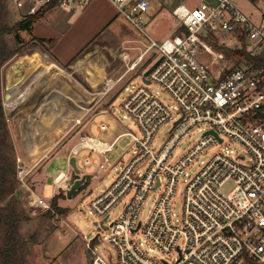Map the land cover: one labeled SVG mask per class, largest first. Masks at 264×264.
I'll use <instances>...</instances> for the list:
<instances>
[{
    "label": "built area",
    "instance_id": "built-area-1",
    "mask_svg": "<svg viewBox=\"0 0 264 264\" xmlns=\"http://www.w3.org/2000/svg\"><path fill=\"white\" fill-rule=\"evenodd\" d=\"M91 1L10 0L21 19L48 3L74 11ZM105 1L142 36L131 40L137 46L122 41L117 54L125 69L107 91L155 57L120 103L138 136L122 133L108 142L80 133L70 144L67 170L52 179L54 194L65 195L81 175L69 164L70 157L75 159L83 149L104 156L121 135L132 137V156L89 202L96 226L105 233L103 239L98 232L85 242L91 264H264V119L254 118L257 110L264 112V66L237 61L213 47L244 48L251 58L263 57L264 20L254 21L233 0H193V6L181 2L172 9L178 32L156 41L145 31L149 0ZM127 50L137 55L130 59ZM159 58L144 81L142 73ZM152 83L170 96L172 108L150 88ZM165 125L167 137L154 149L155 135ZM108 128L102 120L96 125L103 133ZM193 134L197 138L189 141ZM225 142L236 143L240 152L227 146L214 150ZM93 162L88 155L81 158L84 167ZM15 167L18 188L32 198L27 183L31 168L17 154ZM107 167L104 157L98 169ZM155 190L159 192L153 207L142 221L141 206ZM177 199L180 206L175 210ZM123 200L120 214L110 219L112 208ZM102 240L113 256L95 252L92 245Z\"/></svg>",
    "mask_w": 264,
    "mask_h": 264
},
{
    "label": "rangeland",
    "instance_id": "rangeland-1",
    "mask_svg": "<svg viewBox=\"0 0 264 264\" xmlns=\"http://www.w3.org/2000/svg\"><path fill=\"white\" fill-rule=\"evenodd\" d=\"M233 1L241 11L248 14L254 21L259 22L264 20V0ZM7 2L9 11L8 22L12 24L20 20L21 17L15 13V9L10 0H7ZM149 2L151 8L146 14L145 31L156 41L171 38L178 32L179 22L172 15V9L177 4L181 2H185L188 6H193L195 4L193 0H149ZM97 8L100 13L106 14L107 16L111 14L114 16L115 14L116 18L108 27L96 31L95 36L78 54V57L75 59L76 62L74 63H86L87 67L91 71L99 73L100 77L102 75V67H105V72L107 73L106 77H114L117 73L125 69L124 62L117 54L122 50V41H131L137 38L142 39V36L133 31L109 3L100 2L97 4ZM48 11V13L46 12L44 14V18L42 17V19L40 18L34 22L30 32L19 31L20 44L15 42L13 35L6 36L8 45L10 47L20 45V50L0 67L1 93L5 86L3 77L5 70L9 69L5 80L7 86L10 87L11 80L15 76L17 77L19 74L25 75L30 71V65L26 62L27 57L30 55L33 56L35 52L39 53V55H36V61L39 66L42 65L43 61L40 58L42 56H40V51L44 52V49H47V47L39 44L34 47L33 38H37V36L39 37L41 35L56 37L58 41L57 48L62 50L61 52H63L64 56L69 55V53L74 50L73 46L77 45L86 33L88 21L93 18L90 14H86L85 12L84 14L82 8L70 12L65 8L55 6ZM137 45L138 44L133 41L124 43V46ZM37 50L40 51L38 52ZM127 53L130 59H133V57L137 55V51L135 50H127ZM21 56L24 58L22 64H20V60L14 63L15 60H18ZM154 57L155 55L150 58L149 62L146 60L144 63H141L138 68L125 75L113 89L108 91L107 88L113 81L107 78L103 80L104 82L95 85L98 79L88 68L87 70L85 69L87 72L84 73H87L91 78L90 83L85 80L84 73L74 71L76 69L73 70L70 68L60 70L54 69V67L51 69V71H54L58 77L69 86L70 90L78 96L81 104L86 109H83V116L80 117L79 115L81 113L75 116L73 115L74 112H69V117L64 116V118L61 119L62 122L67 125V127L62 130V133H58L59 135L52 133L51 136L46 133L47 137L44 139L42 138V142L38 143L39 146L43 145V147H45L56 142L51 152L52 155L57 153L60 154L62 151L64 152L63 155L51 158L43 169L44 188L39 192V195L47 201V205L50 198L55 193L52 191V179L57 173L67 170L65 153L78 134L85 133L101 141L108 142L122 133H130L138 136V131L134 123L129 118L123 116L124 113L120 109V103L126 97L131 86H135L139 83L140 71H142ZM45 71L50 72V69ZM12 72H15V74ZM150 88L158 92L159 98L165 105L171 108L175 105L170 96L159 85L152 83L150 84ZM45 92L46 90L43 89V85L40 83L24 106L21 107L26 108L30 103L37 102L43 97ZM22 109L19 108L10 114H6L7 124L11 129L12 137L16 143L20 135L19 126L24 120L25 112L22 111ZM36 113L40 116L44 115L43 112L38 111ZM71 117L72 119H77L70 121L69 119H71ZM76 120H81V122L75 125ZM100 120L109 125L108 130L104 133L96 129V125ZM59 123L60 125L58 126L60 127L61 122ZM167 130L168 125L158 130L152 143L154 149L166 139ZM196 138L197 135L193 134L189 137V141H193ZM225 146L235 152H240V147L232 142H225L224 144L216 146L214 150L223 149ZM134 149L132 137L124 134L117 139L113 150L106 153L104 156L88 149H83L76 155L75 165L79 173L87 174L90 177L86 179V185L74 193L70 198L64 196L57 201L58 206L67 208L68 212L64 215L54 213L49 217L43 215V212L46 210L45 207H40L30 212L31 219L29 221L21 224V236L27 241L26 257L29 264H91L92 255L86 248L85 242L98 232L102 233L100 237L103 239L105 233L101 228L93 225V222L96 221L97 218L90 212L89 202L95 196L102 193L115 179L122 166L132 156ZM84 155L93 158L94 162L89 168L81 165V158ZM49 156L50 155L45 158V161L48 160ZM104 157L107 158L108 167L105 170H100L98 169V164L103 162ZM38 171L39 169H36V172L34 171L28 175V185H33L35 187L34 184L38 183ZM18 189L19 188L16 190ZM158 192V190H155L149 194L141 206L138 216L142 221L146 219L152 209L155 195ZM123 203L124 200L112 208L110 219L120 214ZM179 206L180 200L177 199L174 209L177 210ZM92 247H94L97 254L103 257L106 255L113 256V249L104 240L100 241L97 245H92ZM153 255L160 257V254L155 251Z\"/></svg>",
    "mask_w": 264,
    "mask_h": 264
},
{
    "label": "crops",
    "instance_id": "crops-1",
    "mask_svg": "<svg viewBox=\"0 0 264 264\" xmlns=\"http://www.w3.org/2000/svg\"><path fill=\"white\" fill-rule=\"evenodd\" d=\"M100 2H107V1H105V0H93V1L89 2L88 4H86L85 6L80 7V8H82L83 13L85 12L86 14H90L93 18L88 21V24L86 27L87 28L86 33L82 37L83 40L81 39V41L77 45L73 46L74 50L71 51V53H69V55L64 56L63 52H61L62 50H59L57 48L58 41H57L56 37H53V36L48 37V36H44V35H41L39 37L37 36V38H43V39H50L51 40V44L44 43V45L47 47V49H44V52L49 57L47 55H45L43 53V51L41 52L39 50L40 56L42 55L40 58L43 61V63L40 62V63H42V65L39 66L37 61H36V55H39V53L35 52L33 54V59L35 60V63L37 64V71L36 72L29 71L25 75L19 74L17 77L16 76L14 77V78H18V77H22V76H27V78L23 82L22 86L20 87L19 91H17L18 92L17 97L14 100H12V103H14L15 107L13 108V110L10 113H12L13 111H15L19 108L22 109L23 107H21V106H24L26 101L29 99L31 94L34 92V90L36 89V87L40 83H42L43 89L46 90V92L44 93V95L42 97V98H44L46 93H48V89L45 88V86H44L45 79L48 76H49L48 77L49 79L58 83L57 88L55 90H53V93H55L56 97L58 96V93H60V92L64 91L63 93H66L65 95H63V93H62L61 96H58L59 97L58 99H56V97H54V99L52 100L53 102H51L49 105L47 104L44 106V102L43 103L40 102V99H39L37 102H32V103H30V105L28 107L22 109V111H24L25 114H24V120L21 122V124L19 126L20 135H19V138L17 140V143L14 141V139L12 137L11 129L8 126L16 154L21 157L22 162L25 166L31 168L28 175H30L34 171L36 172V169L37 170L39 169V171L37 173L38 183L34 184L35 187L33 185H29L30 188L32 189V194H33L32 198L26 197L27 192H25L24 190H22L20 188L15 191L16 197H18L20 199V201L22 202V204L25 208L26 213L29 216H30V212H33L34 209H38L40 207H45V209H47L46 208L47 201L44 200L39 195V192H41L44 188L43 169L45 168V164L51 158L64 154V152L62 151V152H60V154L57 153V154L52 155L51 152H52V149H54V147H55L54 145L56 142L55 143L53 142L51 145H48L45 147H43V145L39 146L38 143L42 142V138L44 139L47 137L46 133H48L49 136H51L52 133L57 134V135H59L58 133H62V130L64 128H66L67 125H65L61 119L64 118V113L65 112L67 113V111L69 109L73 110L76 108L77 111L81 110V112L80 111L74 112L73 115H75V116H78V114L83 113V110L80 108V107H82V105L79 103L78 96L75 93H73L70 90L69 86L66 83H64V81H62L54 71H51V69L53 67H54V69H60V70L71 68L73 70L76 69L74 71H80L81 73L87 72V71H85V69L87 70V68H88L86 63H84V62L83 63H74V62H76L75 59L78 57V54L89 44L88 42L90 40H92V38L95 36L96 31H99L102 28L108 27L111 24V22L116 18L115 14H114V16H113V14H111L110 16L109 15L107 16L106 14L100 13L97 10L98 9L97 4H99ZM74 11H70V12H74ZM33 25H34V23L32 24V26ZM25 55H27V54H25ZM22 57L23 56H21L18 60H15L14 63H16L17 61L20 60V64H22V62L24 60V58H22ZM101 66H103V65H101ZM15 68H16V64H15ZM47 69H50V72L45 71ZM8 70L6 71V74H7ZM91 72L98 79V82L95 84V85H97L100 82H104L103 80L107 79V78L111 79L112 81L116 80L123 71L117 73L116 76H114V77H112V76L106 77L107 73L105 72V67H102L101 77H100L99 73H96L93 71H91ZM12 73L15 74V72H12ZM3 77H4L5 85H7L6 80H5V78H6L5 71L3 73ZM84 77H85V80L87 82H89V83L91 82V78L89 77V75L87 73H84ZM14 78L11 80V84H12V81L14 80ZM63 85L66 87V90H65ZM4 89H5V86H4ZM0 90H1V86H0ZM4 91L5 90H3L1 93V100L3 98ZM66 97H68V98H66ZM75 97H77V98H75ZM42 98H41V100H43ZM56 100H58V101H56ZM3 104H4V110H5L6 104L4 102H3ZM84 109H86V108H84ZM38 111L43 112L44 115L40 116L39 114L36 113ZM10 113H8V114H10ZM4 114L6 116L5 112H4ZM81 114L79 115V117L83 116V114L82 115ZM74 119H77V118L72 119V117H71V119H69V120L73 121ZM59 122H61L60 127L58 126V125H60ZM68 150H69V147L65 153L66 163H67V158H68V156H67ZM48 155H50V156H49L48 160L45 161L46 160L45 158ZM52 191H54L53 186H52Z\"/></svg>",
    "mask_w": 264,
    "mask_h": 264
},
{
    "label": "trees",
    "instance_id": "trees-1",
    "mask_svg": "<svg viewBox=\"0 0 264 264\" xmlns=\"http://www.w3.org/2000/svg\"><path fill=\"white\" fill-rule=\"evenodd\" d=\"M52 7H54L52 3L45 4L34 14L9 24L8 2L7 0H0V67L20 50V45L10 47L6 41V36L13 35L15 42L20 44L19 31L30 32L32 24L42 18ZM33 41L34 47L38 44L41 46L44 43L51 44L50 39L33 38ZM213 47L222 50L226 55L234 57L237 61H254L256 66H264V56L256 59L251 58L244 48L231 50L216 44H213ZM43 53L47 55L45 52ZM147 61L149 62L150 58ZM7 70H5V75ZM3 110L4 104L3 98L1 100L0 90V264H29L26 257L27 241L21 236V224L29 221L31 217L26 214L22 202L15 195L18 188V181L15 178L16 152L4 114L5 111ZM256 112L254 118L258 121L263 120L264 112H261V110ZM86 183L87 181L77 191L84 187ZM77 191H74L72 195ZM64 196L62 191L54 194L50 198L48 208L43 212V215L50 217L54 213L66 214L68 209L58 206L57 203Z\"/></svg>",
    "mask_w": 264,
    "mask_h": 264
},
{
    "label": "bare ground",
    "instance_id": "bare-ground-1",
    "mask_svg": "<svg viewBox=\"0 0 264 264\" xmlns=\"http://www.w3.org/2000/svg\"><path fill=\"white\" fill-rule=\"evenodd\" d=\"M26 62L30 65V71H33V72H36L37 71V64L35 63V60L33 59V56L32 55H30L29 57H27ZM48 77H46L45 84H44L45 88L48 89V93H46L45 97L42 98L43 100L40 99V102H42V103L44 102V106L47 105V104L49 105L51 102H53L52 100L54 99V97H56L55 93H53V90H55L57 88V85H58L57 82L49 79ZM26 78H27V76H22V77L14 78V80L12 81L11 86L4 89L5 91H4V94H3V102L6 104L5 110H4L6 114L10 113L13 110V108L15 107L14 103H12V100H14L17 97V95H18V92L17 91H19L20 87L22 86V84H23V82L25 81ZM64 88L66 90V87L65 86H64ZM63 92L58 93V96H61V94ZM65 94L66 93H63V95H65ZM5 95H6V97H5ZM58 96L56 97V99L59 98ZM66 98H68V97H66ZM75 98H77V97H75ZM56 101H58V100H56ZM79 103L81 104L80 100H79ZM80 108L83 110L84 109L83 108V105ZM79 111L81 112V110H79ZM79 111H77L76 108L73 109V110H70L69 109L67 111V113L65 112L64 116H68L69 117L70 116L69 112L70 113L71 112L73 113V112H79Z\"/></svg>",
    "mask_w": 264,
    "mask_h": 264
},
{
    "label": "water",
    "instance_id": "water-1",
    "mask_svg": "<svg viewBox=\"0 0 264 264\" xmlns=\"http://www.w3.org/2000/svg\"><path fill=\"white\" fill-rule=\"evenodd\" d=\"M159 60H160V58L158 59V60H156L155 62H153L150 66H148L145 70H144V72L142 73V76H143V80L144 81H147V80H145V76L155 67V65L159 62ZM8 86L7 85H5V88H7ZM5 97H6V95H5ZM69 164L72 166V168H73V170H74V172L78 175V173H79V170H78V168L76 167V165H75V159H74V157H70L69 158ZM90 176L89 175H87V174H81L78 178H76L73 182H72V184H71V186L66 190V192H65V196L67 197V198H70L71 196H72V193L74 192V191H77L79 188H80V186L83 184V183H85V181H86V179L87 178H89ZM101 223H99V225H100ZM93 225H97V222L96 221H94L93 222Z\"/></svg>",
    "mask_w": 264,
    "mask_h": 264
}]
</instances>
